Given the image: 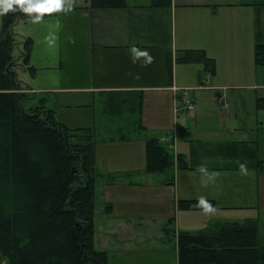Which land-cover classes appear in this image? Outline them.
<instances>
[{
	"label": "crops",
	"instance_id": "0c3cea01",
	"mask_svg": "<svg viewBox=\"0 0 264 264\" xmlns=\"http://www.w3.org/2000/svg\"><path fill=\"white\" fill-rule=\"evenodd\" d=\"M89 2L72 7L91 21L86 42L91 57L83 73L93 82L82 87L101 90L103 102L123 99L135 117L131 124L141 129L135 139L108 137L102 144L103 166L115 163L111 172L129 167V179L110 185L113 204L123 206L112 234L117 231L121 238L120 226L130 234L135 214L144 215L151 201L169 207L164 227L175 220L181 231L194 234L216 222L257 223L264 216V68L254 59L256 45L264 44V0H172L169 8L151 7V0H126V8L114 11L92 10ZM144 50L151 62H146ZM185 50L203 51L214 59L216 72H206L198 63L187 77L178 68L183 63L176 61ZM169 56L172 78L167 73ZM112 112L122 113L123 108L114 104ZM125 126L117 127L121 131ZM148 139H159L174 150L173 165L162 176H151L145 168ZM138 150L145 157L143 184L132 181ZM155 182L168 194H156ZM200 197L214 201L215 212L239 214L202 221L197 231L182 227L180 214L192 212L181 211L178 201ZM135 204L140 209L134 210Z\"/></svg>",
	"mask_w": 264,
	"mask_h": 264
},
{
	"label": "trees",
	"instance_id": "16d2710c",
	"mask_svg": "<svg viewBox=\"0 0 264 264\" xmlns=\"http://www.w3.org/2000/svg\"><path fill=\"white\" fill-rule=\"evenodd\" d=\"M171 4L172 0H151L154 8ZM126 7V0H90L88 6L97 11ZM30 15L18 6L3 13L0 34V264H108L107 252L94 242V130H73L60 123L46 100L29 110L24 107L30 92L18 78L12 30L17 20ZM31 47L29 39L20 55L28 69H33ZM176 61L202 63L206 72H216L214 59L203 51L185 50ZM255 63L264 68V44L255 47ZM81 132L86 134L82 137ZM145 154L148 173L164 172L173 165L168 147L159 139L146 141ZM179 162L180 169L186 168L181 157ZM210 203L208 209L200 200H180L179 208H217L214 201ZM164 230L176 236L178 264H264L255 222H216L194 234L177 233L169 220Z\"/></svg>",
	"mask_w": 264,
	"mask_h": 264
},
{
	"label": "rangeland",
	"instance_id": "374dc122",
	"mask_svg": "<svg viewBox=\"0 0 264 264\" xmlns=\"http://www.w3.org/2000/svg\"><path fill=\"white\" fill-rule=\"evenodd\" d=\"M85 2L86 0H64L62 9L56 11L58 13L54 15L43 16L42 19L36 21L33 20L36 13H31L25 21L17 20L15 22L12 30L16 43L13 56L17 63L18 78L21 84H27L36 91L29 95L24 107L29 110L39 104V101L46 100V106L56 111L60 123L73 130L83 128L82 126L94 130L96 191L94 242L97 249L107 252L108 264H178L177 239L171 235L163 237L168 206L163 208L162 205L151 201L145 206L144 215L135 214L129 224L130 234L125 233L121 226L118 228L122 233L121 238L118 237L117 231V235L112 234V230H115L114 227H116L112 226L113 221L119 220L115 219V215L121 212L123 206L113 204L114 194L110 185L114 181L124 182L129 179L125 177V171L129 167L121 172H111L115 163L103 166L105 161L102 154L105 155V153L104 149L101 150L102 144L108 137L135 139L141 129L137 125L131 124L135 117L123 99L107 98L103 102L99 97L102 94L101 90L96 91L93 87L87 90L82 87L93 82L91 77L83 73L88 70L86 59L91 57L86 45L87 38L91 35V21L84 17L80 10L72 7ZM2 31L3 13H0V34ZM29 39H32L30 63L33 69L23 66V60L20 59ZM199 66L197 62H192L180 64L178 68L185 70L184 74L191 77L193 69H197ZM167 73L170 76L169 70ZM69 104L74 106L67 107ZM114 104L121 105L123 112L119 114L112 112ZM121 124H126V126L119 131L117 126ZM78 134L83 137L86 133ZM157 135L158 133L155 136ZM117 150L124 152L123 148ZM170 153L173 154L174 150ZM129 154L132 155L131 152ZM135 161L134 168L137 167L138 171L131 173L132 181L143 184L145 180L142 176L145 173L141 163L145 162V157L139 150ZM151 176H162V173H152ZM138 188L141 189V187ZM153 188L156 194H168L157 187V182ZM133 208L134 210L140 209V205L135 204ZM170 210L173 211L174 208L170 207ZM180 210L192 212L181 213L180 216L182 227H189L194 231L201 227L202 221H208L217 215L231 217L239 214V211L223 214L220 211L215 212L216 209ZM188 214H191L192 217L188 218ZM174 224L177 232L181 231L175 220ZM257 227L259 228V245L264 246V216L258 220ZM4 260L6 263L7 260Z\"/></svg>",
	"mask_w": 264,
	"mask_h": 264
},
{
	"label": "clouds",
	"instance_id": "9594fccd",
	"mask_svg": "<svg viewBox=\"0 0 264 264\" xmlns=\"http://www.w3.org/2000/svg\"><path fill=\"white\" fill-rule=\"evenodd\" d=\"M64 0H0V13H6L9 10H16L18 6L20 10L26 13H37L33 20H40L45 12H53L62 9ZM146 57V62H151L152 57L147 50L142 53ZM217 173L214 172L213 175ZM200 203L211 209L212 205L206 197H200Z\"/></svg>",
	"mask_w": 264,
	"mask_h": 264
},
{
	"label": "built area",
	"instance_id": "2783aa9c",
	"mask_svg": "<svg viewBox=\"0 0 264 264\" xmlns=\"http://www.w3.org/2000/svg\"><path fill=\"white\" fill-rule=\"evenodd\" d=\"M187 103H188V104H190V102H189V101H188ZM190 108H192V106H191V105H190Z\"/></svg>",
	"mask_w": 264,
	"mask_h": 264
}]
</instances>
